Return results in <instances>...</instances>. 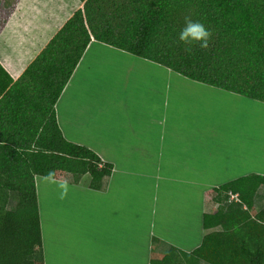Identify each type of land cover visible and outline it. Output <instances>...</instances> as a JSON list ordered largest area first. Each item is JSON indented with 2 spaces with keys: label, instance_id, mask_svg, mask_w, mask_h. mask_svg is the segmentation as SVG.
<instances>
[{
  "label": "crops",
  "instance_id": "obj_1",
  "mask_svg": "<svg viewBox=\"0 0 264 264\" xmlns=\"http://www.w3.org/2000/svg\"><path fill=\"white\" fill-rule=\"evenodd\" d=\"M82 6L0 0V65L17 79ZM254 103L264 105L91 38L55 103L56 121L66 140L113 169L101 189L88 174L77 183L35 176L44 264H149L170 246L196 248L219 228L202 224L213 189L264 175ZM254 203L264 206V185Z\"/></svg>",
  "mask_w": 264,
  "mask_h": 264
},
{
  "label": "trees",
  "instance_id": "obj_2",
  "mask_svg": "<svg viewBox=\"0 0 264 264\" xmlns=\"http://www.w3.org/2000/svg\"><path fill=\"white\" fill-rule=\"evenodd\" d=\"M80 1L17 79L0 65V264H44L36 175L77 183L88 174L89 187L101 189L112 173L92 149L64 138L55 115L91 38L264 102V0ZM186 19L210 30L206 48L178 41ZM260 185L264 175L251 173L214 188L220 205L202 224L219 228L193 250L170 246L149 264H264Z\"/></svg>",
  "mask_w": 264,
  "mask_h": 264
},
{
  "label": "clouds",
  "instance_id": "obj_3",
  "mask_svg": "<svg viewBox=\"0 0 264 264\" xmlns=\"http://www.w3.org/2000/svg\"><path fill=\"white\" fill-rule=\"evenodd\" d=\"M211 36L210 30L201 22L186 19L185 26L180 30L178 41L182 44L194 46L199 45L200 48L208 46L209 38ZM60 197L64 198L67 195V184H62Z\"/></svg>",
  "mask_w": 264,
  "mask_h": 264
},
{
  "label": "rangeland",
  "instance_id": "obj_4",
  "mask_svg": "<svg viewBox=\"0 0 264 264\" xmlns=\"http://www.w3.org/2000/svg\"><path fill=\"white\" fill-rule=\"evenodd\" d=\"M234 108H235V110H241V109H243V106L242 105H238V106H235ZM244 109L246 110V107H244ZM249 109H250V111L252 113V117L254 118V121L258 120V118L259 119L263 118V120H264V105L261 106V105H257V104L254 103V105L252 104ZM13 204H14V202L11 201L10 206H13ZM219 205L220 204H218L215 200H211L210 209L211 210H215V209H217L219 207ZM200 264H206V263L201 262Z\"/></svg>",
  "mask_w": 264,
  "mask_h": 264
},
{
  "label": "built area",
  "instance_id": "obj_5",
  "mask_svg": "<svg viewBox=\"0 0 264 264\" xmlns=\"http://www.w3.org/2000/svg\"><path fill=\"white\" fill-rule=\"evenodd\" d=\"M229 194H230V193H229ZM232 199L238 200V199H237V195L230 194V199H229V200H232Z\"/></svg>",
  "mask_w": 264,
  "mask_h": 264
}]
</instances>
